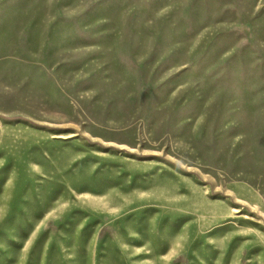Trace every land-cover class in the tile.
Listing matches in <instances>:
<instances>
[{"label":"rangeland","instance_id":"374dc122","mask_svg":"<svg viewBox=\"0 0 264 264\" xmlns=\"http://www.w3.org/2000/svg\"><path fill=\"white\" fill-rule=\"evenodd\" d=\"M0 264H264V0H0Z\"/></svg>","mask_w":264,"mask_h":264}]
</instances>
